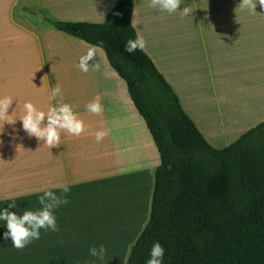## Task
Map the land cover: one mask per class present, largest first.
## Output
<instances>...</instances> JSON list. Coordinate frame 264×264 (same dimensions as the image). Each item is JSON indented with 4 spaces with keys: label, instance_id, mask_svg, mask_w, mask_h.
Masks as SVG:
<instances>
[{
    "label": "crops",
    "instance_id": "obj_1",
    "mask_svg": "<svg viewBox=\"0 0 264 264\" xmlns=\"http://www.w3.org/2000/svg\"><path fill=\"white\" fill-rule=\"evenodd\" d=\"M117 1L55 0V7L46 9L36 5V0H0V99L11 100L7 113L0 117V208L15 201L20 212L36 210L44 189L70 185L69 203L54 213L59 232L41 229L40 239L18 250L10 239H2L6 228L0 224V264H92L89 248L107 245L109 226L115 221L126 228L128 241L115 255V262L127 264L129 250L149 223L160 158L127 86L118 80L103 50L59 31H43L26 14V8L37 13L43 9L57 21L103 24ZM188 1L195 9L185 17L181 12ZM240 2L181 0L179 9L169 14L150 7V0H135L133 26L143 40L145 31L151 36L143 50L206 140L189 110L214 108V104L222 109L219 92H227L226 87L234 82L230 74L238 69L259 75L264 67V7L253 0L256 12L240 10ZM173 21L179 22L184 34L189 26H199L196 43L206 46L205 54H198L195 43L192 58L194 50L188 51L186 38L180 36L175 65L169 52ZM162 47L163 64L147 51ZM90 48L95 49V62H89L84 73L79 59ZM170 61L178 68V76L169 71ZM57 85L61 94L50 101ZM96 100L103 109L99 115L87 111V105ZM27 102L45 113L49 107L69 104L86 131L80 136L61 131L60 145L50 148L23 129L21 117ZM47 123L45 116L41 127ZM99 131L107 135L97 143Z\"/></svg>",
    "mask_w": 264,
    "mask_h": 264
},
{
    "label": "trees",
    "instance_id": "obj_2",
    "mask_svg": "<svg viewBox=\"0 0 264 264\" xmlns=\"http://www.w3.org/2000/svg\"><path fill=\"white\" fill-rule=\"evenodd\" d=\"M134 8L118 0L103 24L52 21L104 51L159 154L150 220L127 264H145L155 242L164 264H264V123L213 148L147 53L124 51L138 36Z\"/></svg>",
    "mask_w": 264,
    "mask_h": 264
},
{
    "label": "clouds",
    "instance_id": "obj_3",
    "mask_svg": "<svg viewBox=\"0 0 264 264\" xmlns=\"http://www.w3.org/2000/svg\"><path fill=\"white\" fill-rule=\"evenodd\" d=\"M181 4V0H150L149 6L158 8L161 12L174 13ZM258 4L264 7V0H258ZM238 8L240 10L247 9L256 12L257 3L253 0H241ZM192 12L190 7H185L181 12L182 16H189ZM145 47L144 40L137 36L135 39H129L124 45V51L133 54L138 49L143 50ZM95 49L90 48L85 55L79 59V69L81 72L87 73L89 70V62H95ZM61 94L59 85L54 87L49 95V100H56ZM11 100L8 98L0 99V117L7 113ZM26 114L21 117L22 126L30 135L43 140L50 148L60 145V132L66 131L73 136H80L86 131L85 124L73 112L69 104H58L49 107L47 112L37 110L31 102L24 104ZM102 105L98 100L90 102L87 105V111L92 114L99 115L102 112ZM47 117V126L41 127L42 121ZM11 124L13 120L6 121ZM107 135L104 131H99L95 135L96 142L99 143ZM70 192V185L57 184L51 189H44L38 198L40 207L36 210L24 209L18 211V205L15 201L8 203L7 207L0 208V224L6 228L2 239L11 240L12 246L16 249H23L32 241L40 239V230L51 232H59L55 211L61 206L69 203L67 194ZM12 209H16L13 211ZM131 251V250H129ZM107 249L100 245L98 248L92 246L89 248V255L97 260L103 261ZM165 249L159 243L152 244L148 258L145 264H164Z\"/></svg>",
    "mask_w": 264,
    "mask_h": 264
},
{
    "label": "rangeland",
    "instance_id": "obj_4",
    "mask_svg": "<svg viewBox=\"0 0 264 264\" xmlns=\"http://www.w3.org/2000/svg\"><path fill=\"white\" fill-rule=\"evenodd\" d=\"M36 1V5L39 4L40 7H45L46 9L54 8L56 5L55 0ZM188 7H190V3ZM191 8L192 10L195 9L194 6H192ZM26 12V14H28L29 17L33 19V22L36 24V26L41 28V30L43 29V31L56 33L58 32L52 26V21L57 20L49 14L45 13V10L41 9L40 11H38L39 13H37L31 11L30 8H26ZM43 14L46 15V18L43 22H39L37 15L43 16ZM197 30H199V26L192 25L184 30V34L183 28H180L178 21H173L171 23L170 32L171 36L173 37V42L172 44H170L169 52L171 53L172 58L175 59V65L178 64V56L180 52V36L186 38L187 49L188 51L193 49L194 55H192V58L195 57V32ZM142 33H144V30ZM143 38L145 42L147 41V43L148 41H151V36L147 35V31H145V36ZM196 46L198 47V54H205L206 46H202L200 48L197 43ZM44 47L46 49L48 47V44L46 42ZM147 51H150L149 53H152V57L157 61H160L161 64H163V62L166 60L164 57L163 47L160 49L156 48V50L152 49L153 52H151V50ZM262 61H264V58H262ZM167 65L169 71L175 73L174 75L178 76V68L175 69L172 66L173 62L170 61ZM261 70L262 71L259 75L252 73L250 74V71L247 72L246 70H244V72H241L238 69H236L234 73L230 74V81L233 80L234 82H230L229 87H226L227 92L229 93L225 91L219 92V101H221V103H223L225 106H221L222 109H218V105L214 104V108L201 107V109L189 110L197 119L200 129L203 131L209 144L213 148L218 150L224 149L235 143L247 131L252 130V128H255L261 123H264V67ZM232 77L234 79H232ZM118 80L121 79H119L118 77ZM121 82L126 87L125 82ZM232 86H234L235 88H233ZM216 95L217 94H215V92L214 95L212 94L214 101H217ZM142 123L146 128L143 120ZM146 131L148 133L147 128ZM125 229L126 228L123 227V225L119 224L117 221L113 222V224L109 226V235L111 238L110 241L107 240L106 246L103 245L107 249V253L103 261L97 260L96 258L92 257V264H117V262H115V255L122 247L124 241L125 246L128 242L126 235L127 232Z\"/></svg>",
    "mask_w": 264,
    "mask_h": 264
},
{
    "label": "water",
    "instance_id": "obj_5",
    "mask_svg": "<svg viewBox=\"0 0 264 264\" xmlns=\"http://www.w3.org/2000/svg\"><path fill=\"white\" fill-rule=\"evenodd\" d=\"M37 18L39 19V22H43V16L37 15Z\"/></svg>",
    "mask_w": 264,
    "mask_h": 264
}]
</instances>
